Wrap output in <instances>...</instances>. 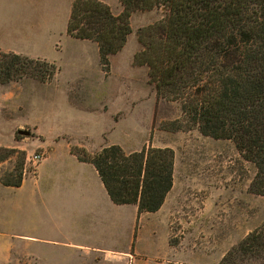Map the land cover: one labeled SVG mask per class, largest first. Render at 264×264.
I'll list each match as a JSON object with an SVG mask.
<instances>
[{
    "label": "rangeland",
    "instance_id": "1",
    "mask_svg": "<svg viewBox=\"0 0 264 264\" xmlns=\"http://www.w3.org/2000/svg\"><path fill=\"white\" fill-rule=\"evenodd\" d=\"M69 2L0 0V47L57 67L44 81L33 71L0 83V157L2 149H14L0 159V182L27 175L22 188L0 185V264H125L97 262L37 239L22 241L27 248L21 263L3 257L2 240L10 230L57 235L52 216L42 212L36 195L31 197V186L34 177H51L60 159L69 165L68 144L89 153L108 144L127 152L144 145L172 148L173 186L156 212L142 214L139 264H219L232 245L264 221V195L248 189L254 165L231 139L203 135L196 127L171 128L172 120H182L179 103L158 100L147 66L134 63L141 49L137 32L162 17L160 6L131 12V32L109 56L105 71L95 42L66 34ZM105 3L114 14L122 11L119 0ZM44 137L48 149L40 145ZM34 153L46 158L29 160ZM137 226L136 221L130 228L122 223L102 236L108 245L126 249ZM10 242L18 248L20 239L12 235ZM152 247L158 252L150 253Z\"/></svg>",
    "mask_w": 264,
    "mask_h": 264
},
{
    "label": "trees",
    "instance_id": "2",
    "mask_svg": "<svg viewBox=\"0 0 264 264\" xmlns=\"http://www.w3.org/2000/svg\"><path fill=\"white\" fill-rule=\"evenodd\" d=\"M114 14L101 0H73L66 33L93 41L102 68L125 44L133 10L160 6V19L137 32L141 49L134 63L147 66L158 100L177 101L182 120L173 129L196 127L213 138L231 139L255 167L250 192L264 195V0H119ZM57 67L13 51L0 52V83L38 72L51 79ZM36 75V73H35ZM5 158L14 151L4 148ZM71 151L93 164L111 200L155 212L173 186L174 151L144 145L125 151L119 144L89 153ZM22 177L4 185L19 186ZM219 264H264V221L232 245Z\"/></svg>",
    "mask_w": 264,
    "mask_h": 264
},
{
    "label": "crops",
    "instance_id": "3",
    "mask_svg": "<svg viewBox=\"0 0 264 264\" xmlns=\"http://www.w3.org/2000/svg\"><path fill=\"white\" fill-rule=\"evenodd\" d=\"M15 1L19 2L20 0ZM69 1L68 11L70 13L73 0ZM102 1L108 2L109 0ZM84 40L86 41V39ZM0 51L18 53V50L10 47H0ZM55 140L59 139L55 138ZM40 145L48 149L46 137ZM70 146L71 144L67 145L69 153L66 156L69 165L65 163L62 165V159H60L59 169L51 177L45 176L38 179L33 176L34 185L31 186V197L36 195L35 198L38 197L42 212L52 216L55 222L53 229L57 235L31 234L26 232L25 229L21 231V227L18 231L10 230L6 233V238L2 240L3 257L8 260L17 258L21 263L22 260H26L23 257V248H27L26 243L21 245L22 241L37 239L42 242H53L54 245L67 248L72 252L91 255L97 262L110 263L111 261L121 262L124 260L125 264H139V223L144 212L138 213L134 204L114 203L93 164L79 160L71 151ZM45 158L46 155L42 158V161ZM40 164L39 162L37 167ZM26 176L23 175L19 186L4 185L1 182L0 185L22 188L26 182ZM134 221H136V224L138 222V226L134 230L132 242L128 244L126 249L116 248L113 244L108 245V242L105 241L108 238L102 235H107L108 232L113 234L114 229L122 223L130 228ZM41 228L44 229L45 227L42 225ZM63 230L64 232L60 234V231ZM12 235L20 239L18 248L10 242ZM13 250L16 252H13ZM148 251L153 254L158 252L155 247L149 248ZM105 257L107 261H104ZM68 263L72 262L67 260L66 264ZM78 264L81 263L78 262Z\"/></svg>",
    "mask_w": 264,
    "mask_h": 264
},
{
    "label": "built area",
    "instance_id": "4",
    "mask_svg": "<svg viewBox=\"0 0 264 264\" xmlns=\"http://www.w3.org/2000/svg\"><path fill=\"white\" fill-rule=\"evenodd\" d=\"M42 157H44L43 154H40V153H39V154L34 153V154L31 155V157H28V159H29V160H32V161H34V162H37V161L41 160Z\"/></svg>",
    "mask_w": 264,
    "mask_h": 264
},
{
    "label": "water",
    "instance_id": "5",
    "mask_svg": "<svg viewBox=\"0 0 264 264\" xmlns=\"http://www.w3.org/2000/svg\"><path fill=\"white\" fill-rule=\"evenodd\" d=\"M20 133H24V134H27L28 132L27 131H21L19 130Z\"/></svg>",
    "mask_w": 264,
    "mask_h": 264
}]
</instances>
